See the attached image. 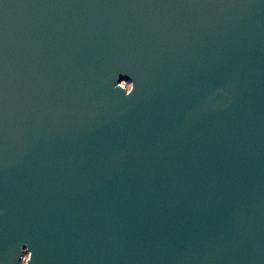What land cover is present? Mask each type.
<instances>
[{
	"label": "water",
	"instance_id": "95a60500",
	"mask_svg": "<svg viewBox=\"0 0 264 264\" xmlns=\"http://www.w3.org/2000/svg\"><path fill=\"white\" fill-rule=\"evenodd\" d=\"M25 255L264 264V0L0 2V264Z\"/></svg>",
	"mask_w": 264,
	"mask_h": 264
},
{
	"label": "rangeland",
	"instance_id": "374dc122",
	"mask_svg": "<svg viewBox=\"0 0 264 264\" xmlns=\"http://www.w3.org/2000/svg\"><path fill=\"white\" fill-rule=\"evenodd\" d=\"M127 88H129V85H125ZM27 255H25V257L23 258V261L21 262V264L24 263L25 259H26Z\"/></svg>",
	"mask_w": 264,
	"mask_h": 264
},
{
	"label": "snow or ice",
	"instance_id": "6c2138e0",
	"mask_svg": "<svg viewBox=\"0 0 264 264\" xmlns=\"http://www.w3.org/2000/svg\"><path fill=\"white\" fill-rule=\"evenodd\" d=\"M0 2H2V0H0Z\"/></svg>",
	"mask_w": 264,
	"mask_h": 264
},
{
	"label": "trees",
	"instance_id": "16d2710c",
	"mask_svg": "<svg viewBox=\"0 0 264 264\" xmlns=\"http://www.w3.org/2000/svg\"><path fill=\"white\" fill-rule=\"evenodd\" d=\"M128 85V84H127Z\"/></svg>",
	"mask_w": 264,
	"mask_h": 264
}]
</instances>
